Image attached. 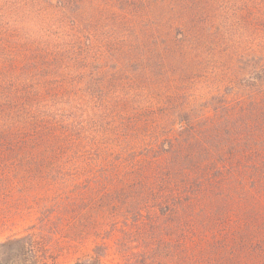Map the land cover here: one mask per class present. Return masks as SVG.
<instances>
[{
    "label": "rangeland",
    "instance_id": "1",
    "mask_svg": "<svg viewBox=\"0 0 264 264\" xmlns=\"http://www.w3.org/2000/svg\"><path fill=\"white\" fill-rule=\"evenodd\" d=\"M263 86L264 0H0V129L56 128L0 154V242L50 226L74 240L57 264H264ZM37 193L78 213L41 222ZM0 264L42 261L6 243Z\"/></svg>",
    "mask_w": 264,
    "mask_h": 264
},
{
    "label": "trees",
    "instance_id": "2",
    "mask_svg": "<svg viewBox=\"0 0 264 264\" xmlns=\"http://www.w3.org/2000/svg\"><path fill=\"white\" fill-rule=\"evenodd\" d=\"M25 53L19 55L18 60H23ZM26 80H17V88L14 89V100L18 107H28V102L36 95L34 91H30V84L26 85ZM264 88V86H263ZM35 122L24 120L23 118L18 119L12 128L9 125L0 129V154L7 152H14L17 150H28L32 149V145L39 146L42 145L46 147L47 144H51V141L46 140V136L55 137L54 130L56 129L54 125L53 132L49 126L46 131H41V129L35 128ZM23 128V129H22ZM34 130L35 134H29L28 137L21 141V136L24 134L32 133ZM43 130V129H42ZM38 132V133H37ZM45 133V134H44ZM6 157V156H5ZM6 163V162H5ZM3 163V166L5 165ZM8 165V163H7ZM5 171L0 170V197L6 198L8 192V178ZM254 177V178H253ZM253 180L256 183L264 185V170H258L254 173ZM244 179V175H242ZM255 183V182H254ZM31 193L26 194L25 197L28 198ZM35 201V204L38 206L37 213L39 215L38 219H41V222L48 221H61L64 218H73L78 213V203L73 200L72 194L70 193H54L52 195H37L30 197ZM45 226V225H44ZM42 226V227H44ZM41 227V228H42ZM53 229V230H52ZM50 237L46 240L41 238H36L35 233H30L23 237H7L4 242H0V245L15 244L20 246L22 249H27L31 253V257L35 262L42 261V264H57V257L62 248V244L68 242V244L73 243L70 233L61 234L60 237L56 236V232L60 231V228L48 226ZM55 231V232H54ZM73 235V233H72ZM65 239V240H63ZM92 264H98V260H94Z\"/></svg>",
    "mask_w": 264,
    "mask_h": 264
}]
</instances>
